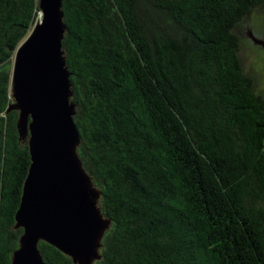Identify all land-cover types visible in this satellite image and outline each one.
I'll return each instance as SVG.
<instances>
[{"label":"trees","instance_id":"1","mask_svg":"<svg viewBox=\"0 0 264 264\" xmlns=\"http://www.w3.org/2000/svg\"><path fill=\"white\" fill-rule=\"evenodd\" d=\"M61 1L76 152L110 221L93 264H264V98L235 32L264 0ZM38 16L0 0V264L30 165L5 112L13 53Z\"/></svg>","mask_w":264,"mask_h":264},{"label":"water","instance_id":"2","mask_svg":"<svg viewBox=\"0 0 264 264\" xmlns=\"http://www.w3.org/2000/svg\"><path fill=\"white\" fill-rule=\"evenodd\" d=\"M61 3L38 0L40 18L13 53L12 103L5 112H18L17 130L27 139L30 165L14 216L22 234L11 264H47L38 249L40 241L74 264H93L100 258L110 222L99 209L100 193L76 152L80 134L61 43Z\"/></svg>","mask_w":264,"mask_h":264},{"label":"rangeland","instance_id":"3","mask_svg":"<svg viewBox=\"0 0 264 264\" xmlns=\"http://www.w3.org/2000/svg\"><path fill=\"white\" fill-rule=\"evenodd\" d=\"M235 32L241 41L238 55L243 71L253 79L255 90L264 98V7L251 11Z\"/></svg>","mask_w":264,"mask_h":264},{"label":"clouds","instance_id":"4","mask_svg":"<svg viewBox=\"0 0 264 264\" xmlns=\"http://www.w3.org/2000/svg\"><path fill=\"white\" fill-rule=\"evenodd\" d=\"M40 17V16H39ZM28 36V35H27Z\"/></svg>","mask_w":264,"mask_h":264}]
</instances>
